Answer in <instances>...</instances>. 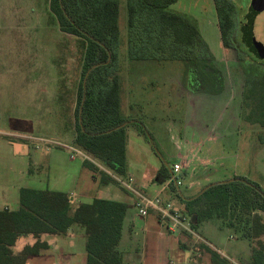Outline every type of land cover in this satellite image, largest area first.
<instances>
[{"label":"trees","instance_id":"trees-1","mask_svg":"<svg viewBox=\"0 0 264 264\" xmlns=\"http://www.w3.org/2000/svg\"><path fill=\"white\" fill-rule=\"evenodd\" d=\"M177 1L126 0L129 57L140 61L160 59L162 55L167 60H181L187 73L204 78L205 86L214 90L210 94H218L216 90L225 78L224 68L216 63L196 19L170 10ZM215 1L222 43L226 49H234L240 44L236 37V6L230 0H223L224 4ZM50 9L61 30L83 42L73 143L93 159L84 164L99 178V185H118L115 176L128 177L130 129L143 136L154 150L158 149L144 122L122 111L120 0H50ZM243 70L247 78L242 119L264 128V66L253 64ZM163 160L155 180L159 184L173 175L171 163ZM233 177V181L220 182ZM233 177L211 181L192 197L185 196L174 181L167 191L171 198L183 203L181 210L190 217L195 233L201 236L203 223L217 220L221 229L229 231L227 237L248 242L249 256L238 259V264H264V190L245 176ZM209 184L212 185L204 190ZM129 209L127 202L111 198L95 197L92 202L74 205L73 195L68 192L21 187L19 207L0 209V264H27L30 256L50 247L42 240L44 234L67 235L78 229L83 230L86 239V264H129L119 248ZM180 234V248L192 252L199 264H205V257L207 264H233L206 239L194 241L193 234L187 231ZM28 236L34 237L35 242L16 252L18 240Z\"/></svg>","mask_w":264,"mask_h":264},{"label":"rangeland","instance_id":"rangeland-1","mask_svg":"<svg viewBox=\"0 0 264 264\" xmlns=\"http://www.w3.org/2000/svg\"><path fill=\"white\" fill-rule=\"evenodd\" d=\"M48 2L49 0H0V58L5 62L0 61V72L2 75L4 74L7 82H9L11 77V85L13 86V93L8 94L6 98V107L8 108L3 110V115L0 118V132L6 133H0V209H3L6 205L16 208L18 206L17 185H30L27 178H21L19 168L23 167L20 165L19 160L15 161L13 155L11 156L7 141L34 138L36 141L40 139L38 141L40 142L42 139L44 141H41L42 148H37L39 153H44L47 147H54L48 145L47 142L50 141L58 142L59 144H72L73 135L72 130H70L72 101L70 95L68 93L58 94L57 99L49 105L50 99H46L48 94H33L30 97L29 92L31 89L29 80L33 75L32 73L36 70L45 67L57 73L71 71L74 74L79 72L80 66H83V42L81 38L78 36L74 38L61 30L57 18L49 8ZM170 10L187 14L196 19L204 39L208 42L215 55L216 63L223 67L225 72V79L221 82L218 90H216L222 100L221 105L223 107L220 119L221 130L219 131V136L222 139L219 138L217 143V146L222 149L220 155H223V157L214 159L208 156L205 158L202 150H200L198 155L201 160H195L197 170L207 167L206 169L209 171L214 166L221 169L218 173L219 176L227 175V177L237 171L240 176H245L257 182L264 190V137H260L264 135V128L245 122L242 119L244 114L243 93L246 88L247 75L243 70V65L238 61L236 53L232 49H226L222 43L213 0H178L170 6ZM128 18L126 0H120L119 27L121 40L118 51L123 113L127 111L128 99L135 101L141 94V96L151 100L160 95V93L164 94L168 91V88L172 87L168 83L170 81L179 80L182 88L181 86L178 87L182 92L209 91L208 93H211L214 91L205 86L204 78L191 76L187 73L184 62L181 60H167L162 55L159 57L160 59L131 60L127 42L129 34ZM255 31L261 36L263 29L260 21ZM247 63H249V59ZM5 68L7 69L6 73L4 72ZM134 72L140 73L141 76L137 79L138 83L133 84L131 87L134 92H129V77ZM57 80L62 83V80ZM14 88H18L19 91H15ZM7 89L11 90L10 87ZM176 91H178V88L175 87L172 96L177 93ZM164 96L162 99L164 98L168 101L163 100L162 106L154 104L153 100L151 102L146 101L142 106V113L148 125H153L158 121L165 122L163 127L168 141L166 146L169 148L170 146H175V140L169 142V136L171 137L175 133L174 120L177 119V123L181 122L182 119L185 121L189 118L190 113L186 98H174L170 101V97ZM41 97L44 99L43 101H39ZM166 102H169L170 105L168 104L167 107H164ZM139 107V104L133 105V113L138 112L140 114ZM30 117L38 120V126L35 127L33 134L28 132H22V134L14 130L15 128L9 127L10 122L14 120V126H19L17 127L18 129L21 127L22 122ZM209 117L214 118V113H210L207 118ZM45 130L47 131L45 132ZM57 134H64V139L57 137ZM136 139H132L129 143L130 154L128 161L132 164L131 171L139 181L143 182L146 189L153 193L156 187L153 186L152 180L155 179L157 173L150 156L155 158L156 154L153 153L150 143L146 142L142 137L140 138L141 140ZM155 142L157 146H162V143L163 145L165 144L164 141L162 143L160 141ZM60 151L64 153L68 171H74L76 165H82L80 158L74 160L70 158V153L66 147L61 146ZM161 152L162 155L160 151L158 152L161 157L164 156L173 164L176 162L177 159L171 157V154H174L172 150L169 151L170 154L163 150ZM182 154L184 157L186 156V153L182 152ZM191 155L189 154L190 157ZM218 163H223L225 167L218 166ZM12 165L15 168L13 171L10 168ZM83 171L85 172L87 169L83 167ZM200 171L202 173L203 170ZM202 174L205 175L206 172L204 171ZM37 175L41 177V180H44V171H39ZM213 178H216V176L211 177V179ZM89 180L91 181L92 178L90 177ZM193 181L194 179L191 176L183 178V185L181 186L183 193H187L186 188L191 187ZM42 182L45 183V180ZM84 182H87V179H84ZM61 188L74 194V205L79 202H87L89 197H91L81 193L82 190L74 179H68L66 185L61 186ZM117 191L120 193L119 190ZM95 194L94 196L96 197L105 196L97 188ZM125 198L131 200L128 196ZM170 199L174 200L179 207L183 206L179 199ZM134 212L137 213L133 221L137 231V238L142 239L145 236L148 238L147 245L141 250L147 257L144 264H167L168 258H174L179 263L180 255L184 252L183 249L178 248V240L167 230L166 224L158 220L156 214L157 217L152 215L149 218H144L139 215L137 209L132 211V213ZM129 218L130 220L127 219L124 223L125 235L128 233L129 224L132 223V217ZM82 231L78 229L75 232L77 264H83L84 256L86 255L87 257L85 249L86 239ZM200 234L204 236L211 246L232 260H238V253L234 249L237 243L232 244L230 241L225 244L222 242L223 237L228 236L229 231L221 229L217 220L203 223L200 228ZM193 237L194 241H198L196 236L193 235ZM23 242L24 240H20L17 247L22 245ZM239 243L241 248L247 247L249 250L246 240H240ZM124 245L125 238L122 239L119 248L123 250ZM190 254V259L196 262L197 259L193 258L192 252ZM205 260L204 258L203 261ZM42 263L52 264L51 262ZM27 264H41L39 256H30Z\"/></svg>","mask_w":264,"mask_h":264},{"label":"crops","instance_id":"crops-1","mask_svg":"<svg viewBox=\"0 0 264 264\" xmlns=\"http://www.w3.org/2000/svg\"><path fill=\"white\" fill-rule=\"evenodd\" d=\"M48 4L50 8V0ZM69 35L76 38V36L73 34H69ZM0 61L3 62L1 58H0ZM6 71L7 69L5 68L4 72L6 73ZM32 74L33 75L30 77V80H29L31 83V89L29 90L30 97L33 94L35 95L48 94V96H46V99L47 98L50 99L49 101V105H50L52 104V101L57 99L58 94L68 93L70 95V99L72 101V105H71L72 121H71L70 130H72L73 136H72L71 141L73 143L74 137H75V130H76L75 129V109L77 105L78 90H79L80 83L82 80V66H80L79 72L78 73L75 72L74 74H72L71 71H62L60 73H57V72L52 71L50 68H45V67H43L42 69L36 70ZM140 76H141L140 73H137V72H134L133 75H130L129 77L130 80L128 82L129 92L133 90L131 89L132 85L138 83L137 79ZM57 79L62 80V83H60ZM168 83L172 87L170 89L168 88V91H166L164 94L160 93V95L152 98L151 100H153L154 104H159L160 106H162L163 100L168 101V100H165L164 98L162 99L164 95L168 96V98L170 97L169 98L170 101L173 100L174 98H186L188 100V108H189V113H190L188 116L189 118L186 119L185 121H183L182 119L181 122L177 123L178 120L177 119L174 120L175 133H173V136L171 137L169 136L170 138L169 142H171L172 140H175L174 147L170 146L171 148L170 147L167 148L166 146V142L168 141H167V137H165L166 135H165L164 127H163L165 124L164 121H158L154 123L153 125L152 124L148 125L145 122L143 118V113H142V106L143 104L146 103V101L151 102V100L147 99V97L145 98L141 96L140 94L139 97L135 99V101L128 99V103H127L128 107L126 106L127 111L124 112V114L131 118L141 119L146 125V127L148 128V130L154 136L155 141H160L161 143L162 141H164L165 143L164 145L162 143V146L160 145L157 146L161 155H162V152H161L162 150L164 152L166 151L167 154H170L169 151L172 150L173 151L172 153L174 154H171V157L176 158L177 159L176 161H178L179 157L184 156L182 152L186 153V155L187 154L194 155L193 152L200 151L199 150L200 148L202 150L203 155H205V158H207L208 156H211L214 159H219L220 157H223V155H220V151L222 149H220V147L217 146V143L219 142L218 139L220 138L219 131L221 130L220 129L221 128L220 119L222 117V111H223V107L221 105L222 100L219 97V94L212 96V94L204 92V91L182 92L180 91L178 87V86H181L180 84L181 82H179V80L170 81ZM174 86L178 88V91H176L177 93H175L174 96H172V93L175 90ZM8 87H10L11 89L10 91L9 89H7ZM12 88L13 86L11 85V77L9 78V82H7V80L5 81L4 74L2 75L0 72V118H1V115H3V110L8 108L6 107V103H7L6 98L8 94H11ZM14 89L15 91H19L18 88H14ZM30 97L28 96V98ZM43 100L44 99L42 97L39 99V101H43ZM135 104L140 105L139 107L140 114H138V112L133 113V105ZM168 104L170 105L169 102L164 103V107H167ZM212 112L214 113V118L212 117L207 118V116L210 115V113ZM37 122L38 120H36V118L35 119L31 117L26 118V120L22 122L21 127L17 129V127L19 126H14L15 121L12 120L9 124V127L11 126V128L13 127L15 128L14 130H17L21 133L28 132V133L33 134V132L35 131V127L38 126ZM46 131L47 130H45V132ZM0 133H5V132H0ZM166 134L168 133L166 132ZM56 136L64 139V134H57ZM141 137L144 139V137L139 135L134 129L128 131L127 173H128V176L132 175L135 178V186L136 188H138L139 191L146 194L147 196H154L158 192L163 191L165 183L159 184L157 181H155L157 177V174H156L155 179L152 180L153 186H155L156 188L153 193L150 192L148 189H146L143 182L139 181L138 178L134 176V174H132V171H131L132 164L129 163L128 161L129 154H130L129 153L130 152L129 151L130 141L132 139L137 140L136 138H138V140H141L140 139ZM28 139H23V140L17 139L13 141L12 140L7 141L8 142L7 144L9 145V148H10L11 156L13 155V159L15 161L19 160L20 165L23 167V168H19V174L22 179L24 178L28 179L30 183V185L28 186L40 188V189L49 188L52 190L68 192L66 189L64 190L63 188H61V186L66 185V182L68 181V179H74L76 180L78 187L82 190L81 193L83 195L91 196L89 197L88 199L89 201L87 202H92L93 199L96 197L94 196L96 195L95 194L96 188L105 195L103 196L104 198H111V199H115L118 201L127 202L130 205V209L128 210V214H127L125 221L127 219L130 220L129 217H132V220H131L132 223L129 224L127 235H125L124 229H123L122 239L125 238V245L122 251L124 253L126 261L129 264H144V262H146L147 257L146 255H144L143 252H141V250L145 245H147L148 238L147 236L143 237L142 239L137 238V231L135 229V223L133 222L135 220V216L137 213L135 212L132 213L134 209L136 210V207L134 204V201H135L134 195L130 191L123 189L119 185H116V184H109V185H104V186L99 185L100 184L99 178L94 177L92 171L88 167L85 166L83 160L81 161L82 165H76L74 171H68L66 162H65L64 153L60 151L61 146H54L52 148L47 147L44 153H39V151H37V147L34 141L28 140ZM220 139H222V137ZM153 153L156 154V155L153 154L155 155V158L153 156H150V160L155 168V172L158 173L164 161L163 159H165L167 162H170V161L164 158V156H162L163 157L162 158L160 154L154 149H153ZM170 163H171L170 167H172L173 162H170ZM82 166L85 169H87V171L84 172ZM218 166H224V164L218 163ZM10 168L12 169V171L15 170L13 165ZM206 168L207 167H204V169L203 168L200 169V170H203L202 173H204V171L206 172L205 175L202 174L200 170H197L198 168H196L194 172L187 171L186 172L187 174L185 173V176H191L194 179L192 183L193 185L191 187L186 188L187 193L186 194L184 193L185 196L192 197L196 195L200 191V189L207 183L217 180V179H222L224 177H227V175L219 176L218 173L221 169H219L218 167L213 166L210 168L209 171ZM39 171L45 172V176H44L45 183H43L42 181L44 180H41L40 179L41 177L37 175ZM82 174L83 176H81ZM235 175H240V174L237 171H234L233 174H230V176L228 177H233ZM215 176L216 178L211 179V177H215ZM90 177L92 178L91 181L89 180ZM84 179H87V182H84ZM17 186H18L17 187L18 206L16 208H11V206L6 205L4 206L3 209L5 208L17 209L19 207L20 189L21 187H24L25 185L24 186L17 185ZM117 190H119L120 193L122 194L118 193ZM68 193L71 194L72 192H68ZM163 193H165L169 199L171 198L167 189L164 190ZM127 196L130 197L131 200H129L128 198H125ZM152 215L156 216L155 213L152 212L146 218H149V216H152ZM171 235L176 237V239L178 240L177 244H178V248L180 249V245H179V238L181 236L180 233L171 234ZM75 236L76 234L73 231H70L67 235L44 234L42 236V240L47 241L50 244V247L42 251L39 255H35V256H39V260L41 264H43L42 262H47V263L51 262L52 264H77L78 259L76 258V251H75V246H76ZM201 237L204 238L203 235H201ZM20 240H24V242L22 243V245L18 247L17 245L15 246L14 249L16 252H19L25 245L33 244L35 242V238L32 236L22 237L18 240V242ZM230 241L232 242V244H234L235 242L237 243L234 249L238 253L237 254L238 259H243V258L247 259L250 253V249L248 250L247 247L241 248L240 243H239L240 240H236L235 238L233 239V238L226 236V237H223L222 239V242L225 244H227ZM183 252L184 253L180 255L179 263L174 258L173 259L168 258L167 264H199L198 262H195L194 260L190 259L191 258L190 252L184 251V250ZM222 254L225 255L224 253ZM29 259L30 257L28 258V261ZM86 259L87 257L85 255L83 262H82L83 264H86ZM205 259L206 260L204 261V263L207 264L208 258L205 257ZM232 261L238 264L240 260L235 261L233 259Z\"/></svg>","mask_w":264,"mask_h":264},{"label":"built area","instance_id":"built-area-1","mask_svg":"<svg viewBox=\"0 0 264 264\" xmlns=\"http://www.w3.org/2000/svg\"><path fill=\"white\" fill-rule=\"evenodd\" d=\"M28 140H33L37 148H42L41 141L44 142L42 139L40 142H38L40 139H37L36 141L34 138H29ZM47 143L48 145L52 146H62L64 148L66 147L70 153V158L73 160L76 158H80L83 161H93V159L84 150L77 147L74 143L59 144L58 142L52 141ZM199 150L201 149L199 148ZM198 153L199 151L195 152V154L191 155V157L189 156V154H187L185 157H179L178 161H176L172 166V178L165 182L163 191L158 192L154 196H147L146 194L139 191L135 186V178L132 175L126 178L118 176L115 177L118 181V185L121 188L130 191L134 195V204L140 216L146 218L151 212H153L162 222L166 224L167 230L172 234L187 231L196 236L198 238L197 240H203L202 237L197 235V233L192 230L190 217L182 212L181 207L176 205L174 200L169 199L167 195L163 193L164 190L168 189L172 181H174L177 186L183 185V178L185 176V173L187 171L194 172L197 168L195 160H201ZM106 171L112 174L110 170L106 169ZM230 238H232V236ZM233 264L236 263L233 261Z\"/></svg>","mask_w":264,"mask_h":264},{"label":"flooded vegetation","instance_id":"flooded-vegetation-1","mask_svg":"<svg viewBox=\"0 0 264 264\" xmlns=\"http://www.w3.org/2000/svg\"><path fill=\"white\" fill-rule=\"evenodd\" d=\"M222 4H224V1ZM236 6V22H237V32L236 37L239 40L240 44H237L236 48L232 49L237 57L238 61L243 65V67H248L253 64L264 66V58H261L257 53L251 50V47L248 45L245 40V29L249 24L250 13L252 11V7L255 0H230ZM215 10L217 12V4L216 1L213 0ZM218 17V15H217ZM262 17V19H261ZM260 21L262 24L263 32L261 36L255 31L257 29V24ZM254 36L258 41L264 44V10H262L255 18L254 22ZM248 53V54H247ZM249 59V63L248 62ZM225 79V78H224Z\"/></svg>","mask_w":264,"mask_h":264},{"label":"water","instance_id":"water-1","mask_svg":"<svg viewBox=\"0 0 264 264\" xmlns=\"http://www.w3.org/2000/svg\"><path fill=\"white\" fill-rule=\"evenodd\" d=\"M262 10H264V0H255L253 7H252V11L250 13L249 24L246 26V29H245L246 30L245 31V40L247 41L248 45L251 47V50L253 52L257 53L261 58H264V44L261 43L260 41H258L256 39V37L254 36L255 18ZM88 73L86 75V78L88 76ZM86 78H85V80H86ZM124 125H126V123L123 124L122 126H124ZM233 180H235L234 177L227 179V180H222L220 182H229V181H233ZM212 184H215V182ZM212 184L207 185L204 188V190L209 188V186H211Z\"/></svg>","mask_w":264,"mask_h":264}]
</instances>
